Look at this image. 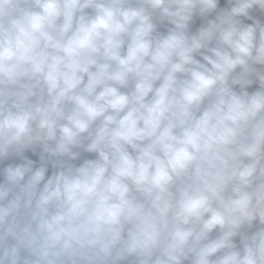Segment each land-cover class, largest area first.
Listing matches in <instances>:
<instances>
[{
  "label": "clouds",
  "instance_id": "clouds-1",
  "mask_svg": "<svg viewBox=\"0 0 264 264\" xmlns=\"http://www.w3.org/2000/svg\"><path fill=\"white\" fill-rule=\"evenodd\" d=\"M0 264H264V0H0Z\"/></svg>",
  "mask_w": 264,
  "mask_h": 264
}]
</instances>
